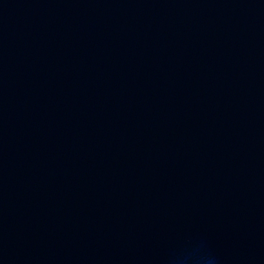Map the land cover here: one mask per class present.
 I'll list each match as a JSON object with an SVG mask.
<instances>
[{
  "label": "water",
  "instance_id": "water-1",
  "mask_svg": "<svg viewBox=\"0 0 264 264\" xmlns=\"http://www.w3.org/2000/svg\"><path fill=\"white\" fill-rule=\"evenodd\" d=\"M0 264H264V0H0Z\"/></svg>",
  "mask_w": 264,
  "mask_h": 264
}]
</instances>
